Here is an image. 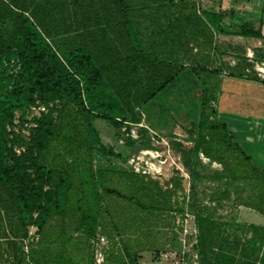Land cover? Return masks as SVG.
<instances>
[{
	"label": "trees",
	"instance_id": "obj_1",
	"mask_svg": "<svg viewBox=\"0 0 264 264\" xmlns=\"http://www.w3.org/2000/svg\"><path fill=\"white\" fill-rule=\"evenodd\" d=\"M244 1L256 19L203 10V0H0V264H96L97 234L113 244L103 264H138L146 243L131 240L137 221L185 209L203 264H264V149L255 148L264 80L247 42L232 43L233 65L216 45L217 33L259 40L261 58L264 0ZM183 68L200 96L182 161L189 194L178 201L180 179L162 190L129 163L152 149L147 128L141 141L127 133L106 143L93 122L138 123ZM39 105L46 111L32 116ZM154 241L157 255L178 248L174 238Z\"/></svg>",
	"mask_w": 264,
	"mask_h": 264
},
{
	"label": "rangeland",
	"instance_id": "obj_2",
	"mask_svg": "<svg viewBox=\"0 0 264 264\" xmlns=\"http://www.w3.org/2000/svg\"><path fill=\"white\" fill-rule=\"evenodd\" d=\"M219 7L222 10L233 9L236 11L239 21L256 19V14L259 12L256 7L245 3L244 0H203L201 4V9L203 10H216L219 9ZM224 21V28L227 29V31L233 30L229 25L228 17H225ZM224 36H220L219 33L216 34L217 52L219 54L221 50L220 55H229V51H233L231 50L233 49L232 43L242 41L232 38V36ZM259 42V40H256V42L249 41L247 43H251L253 47H259L256 46L261 45ZM231 56H233L232 53ZM216 58L219 60L218 55H216ZM247 58L261 61L264 60V53L261 54V58L258 60L255 56ZM220 60H223V57H220ZM194 81L195 76L192 75L190 69L183 68L177 75L174 84L162 91L152 103H148L139 109L141 116L138 123L130 122L123 124L118 130L114 129L107 121L101 119L93 122L97 136L106 143H113L116 136L127 133L138 141H141L143 140L142 128H147L149 136L151 137L152 149L141 150L137 155H134L139 156V161H142V164L139 162V166H142L148 172L142 175H144L145 179L158 182L162 190L171 187L173 179H180L184 191H179L177 193L176 197L178 201H182L184 194H189L190 188L189 170L183 165L182 161L189 157V151L193 147V129L187 121L198 116L199 113L198 97L200 96V90L197 89L193 92L192 88ZM247 133V139L252 140L253 136H251V134H253V132ZM259 138L264 142V137L262 135H259ZM119 143H122V140ZM263 144L264 143L260 144V147L256 146L255 148H258V151H262V149H264ZM250 147L251 145H249V148ZM204 161L208 162L206 159H204ZM212 167L220 169V166L216 163H213ZM199 197L201 198V195ZM228 210L229 207L226 206L220 209V213H227ZM173 213L154 212L152 217H144V221H137V224L132 229V235H130L131 240L133 243H135L136 240L146 243L144 250L139 252L138 264H167L170 261L169 251L166 252L167 256L164 255L165 252L157 255V252L151 247L154 246V240L157 238L161 242L166 243V241H168L167 245L170 244L172 238L175 239V235H173ZM36 240V228L31 227L29 238L25 241L26 251L30 250L29 243ZM125 240L127 241L128 239L125 237ZM91 243L96 264H99L96 261V259L100 257L99 253H102L103 261L100 264H103L106 255L110 250L112 251L113 244H111L107 237L100 234H97L96 237L91 240Z\"/></svg>",
	"mask_w": 264,
	"mask_h": 264
},
{
	"label": "built area",
	"instance_id": "obj_3",
	"mask_svg": "<svg viewBox=\"0 0 264 264\" xmlns=\"http://www.w3.org/2000/svg\"><path fill=\"white\" fill-rule=\"evenodd\" d=\"M249 57L252 56L250 55ZM255 70L257 72V75L264 80V60L256 62ZM42 111H46V108L43 105L32 107L31 115H39V113H41ZM16 151L19 152L20 150ZM132 157V159H129V162L130 164H135L133 165L134 170L136 172L147 174V170L142 166H139V162H141L142 164V161H139V156L133 155ZM178 213H173V235H175V240L178 243V248L168 252L170 256V261L167 264H203L200 260L199 251L196 248L198 241V229L195 223V217L187 209H185L183 212ZM164 255L167 256L166 252ZM99 256L100 257H98L96 261L100 264L103 261L102 253H99Z\"/></svg>",
	"mask_w": 264,
	"mask_h": 264
},
{
	"label": "crops",
	"instance_id": "obj_4",
	"mask_svg": "<svg viewBox=\"0 0 264 264\" xmlns=\"http://www.w3.org/2000/svg\"><path fill=\"white\" fill-rule=\"evenodd\" d=\"M224 23H225V21H224ZM224 23L222 24V26H223V28H224ZM225 29V28H224ZM225 30H227V29H225ZM229 31V30H228ZM220 36H224V35H220ZM228 37H231L232 35H227ZM227 36H224V37H227ZM232 38H235V39H237V40H241V41H245V42H249V41H251V42H256V41H253V40H251V39H245V38H243V37H241V36H232ZM260 43V42H259ZM235 44V43H234ZM256 46H260V45H256ZM254 47L251 45V43L249 44V43H247L246 44V56L247 57H249L250 55L253 57L254 56V49H253ZM230 54L229 55H224V60H227V61H229L230 62V64L231 65H233L234 63H235V61H236V59H235V57L234 56H231V52H229ZM259 123V122H258ZM260 124H262V128H263V131H262V136L264 137V123L262 122V123H260ZM30 232V231H29ZM248 236H250V234L248 235ZM26 250V249H25Z\"/></svg>",
	"mask_w": 264,
	"mask_h": 264
},
{
	"label": "bare ground",
	"instance_id": "obj_5",
	"mask_svg": "<svg viewBox=\"0 0 264 264\" xmlns=\"http://www.w3.org/2000/svg\"><path fill=\"white\" fill-rule=\"evenodd\" d=\"M152 153V152H151ZM153 155V154H152Z\"/></svg>",
	"mask_w": 264,
	"mask_h": 264
}]
</instances>
